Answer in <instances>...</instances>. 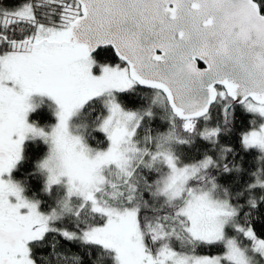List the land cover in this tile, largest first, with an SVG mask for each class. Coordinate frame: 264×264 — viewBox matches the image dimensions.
<instances>
[{
  "label": "snow or ice",
  "instance_id": "1",
  "mask_svg": "<svg viewBox=\"0 0 264 264\" xmlns=\"http://www.w3.org/2000/svg\"><path fill=\"white\" fill-rule=\"evenodd\" d=\"M0 264H264V0H0Z\"/></svg>",
  "mask_w": 264,
  "mask_h": 264
},
{
  "label": "trees",
  "instance_id": "2",
  "mask_svg": "<svg viewBox=\"0 0 264 264\" xmlns=\"http://www.w3.org/2000/svg\"><path fill=\"white\" fill-rule=\"evenodd\" d=\"M243 126V125H242Z\"/></svg>",
  "mask_w": 264,
  "mask_h": 264
}]
</instances>
